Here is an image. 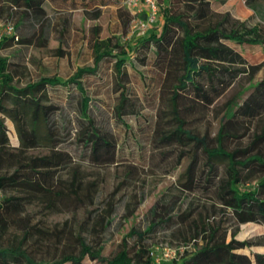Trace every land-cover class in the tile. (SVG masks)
<instances>
[{"label": "rangeland", "instance_id": "1", "mask_svg": "<svg viewBox=\"0 0 264 264\" xmlns=\"http://www.w3.org/2000/svg\"><path fill=\"white\" fill-rule=\"evenodd\" d=\"M55 1L60 2L59 8L45 6L50 18V37L45 47L13 44L0 50V57L6 59L8 64L12 83L18 88L41 77L66 79L79 68L92 67L91 44L94 36L90 29L94 26L100 27V39L113 37V42L121 44L123 48L133 49L139 38L148 36L146 31L133 30L132 21L139 19L140 15L132 14L122 4L121 7L110 5L102 8L97 19H89L84 17L81 8L72 9L73 4L78 6L79 2ZM209 1L211 9L217 13L229 12L239 20L252 16V22L258 21L243 0H226L223 3ZM130 16L134 18L129 20ZM1 19H11L13 24L20 19V14L6 10ZM158 28L159 17H156L149 30ZM223 42L237 50L250 65H260V69L251 81L249 76L241 75L208 108L190 112L185 109L187 103L180 99L177 109L180 120L184 122L183 129L205 138L209 148L216 146L227 103L237 97L240 90L264 79V46L248 47L231 41ZM57 50H61L63 55ZM142 56L141 50H134L124 64L121 76H118L115 68L116 56L104 58L95 74L83 78L92 108L90 116L97 126L110 131L117 143L114 164L94 166L89 163L90 147L77 138L81 123L75 94L69 96L65 89L55 88L50 91V99L46 103L47 126L52 137L50 149L65 151L71 156L73 163L83 173L84 191L93 193L95 203H82L55 182L44 181L45 189L41 193L7 188L0 193V201L6 197L24 198L26 204L22 216L29 219L28 224L52 232L49 241L43 243V249L36 253L37 258L43 261L53 260L76 247L75 237L61 235L66 231L83 238L92 249L102 245L100 257L109 259L121 249L123 240H126L129 249L139 244L137 236L129 235L130 230L143 234L153 224L154 227L144 235L140 245L143 243L150 249L156 264L170 258L181 260L186 250L191 252L192 239L203 225L218 228V235L224 234L226 242L236 232L235 239L238 241L249 240L261 244L238 251L252 260L253 254L264 255V225L247 223L237 226L231 210L220 203L219 185L229 179L225 162L210 160L201 145L185 140L184 144L165 140L178 126L170 101V88L162 86L163 74L154 67L153 55L147 56L145 65L141 63ZM250 91L240 95L236 102L241 103ZM122 93L127 101L119 118L116 107ZM4 123L9 144L16 148L18 140L14 126L7 118ZM232 133L238 137L226 139L225 148L228 151L246 149L257 134L264 133V118L245 122ZM46 152L47 149H39L29 154ZM258 153L264 154V142L258 143L247 156ZM192 162L195 164L196 181L188 189L185 187L186 169ZM210 166L214 167L212 172ZM60 176L66 179L67 173L61 172ZM262 178L264 174L240 168L237 188L240 191H254ZM259 197H264V194ZM153 207H156L154 213ZM57 233L61 235L59 242ZM196 241L201 244L200 239ZM31 247L38 249L33 244ZM75 250L78 252L79 249ZM82 264L100 263L85 257Z\"/></svg>", "mask_w": 264, "mask_h": 264}, {"label": "trees", "instance_id": "2", "mask_svg": "<svg viewBox=\"0 0 264 264\" xmlns=\"http://www.w3.org/2000/svg\"><path fill=\"white\" fill-rule=\"evenodd\" d=\"M63 1H70L71 4L79 2L80 5L75 6L74 3L72 9L81 8L84 17L97 19L101 14V7H121L125 0ZM217 1L223 3L226 0ZM243 2L258 21L252 22V16L239 20L229 12L217 13L211 9L209 0H155L159 28L150 31V26L146 31L148 36L139 38L133 49L114 43L113 37L100 39V27L94 26L90 29L94 36L91 44L93 66L79 68L66 79L56 76L41 77L18 88L12 83L6 59L0 57V193L7 188L41 193L45 189L43 181L55 182L78 201L91 205L95 203L93 193L84 191L83 173L73 163L71 156L65 151L50 149L52 137L47 126L46 103L49 102L50 91L55 88L65 89L69 96L75 94L78 120L81 123L77 138L90 147L89 163L94 166L114 164L118 152L117 143L112 133L97 126L90 116L92 108L83 86V78L95 74L104 58L116 56L115 68L118 76H121L122 68L129 61L132 52L141 50V63L145 65L147 56L152 54L154 67L163 74L162 86L170 88V101L178 126L165 140H175L182 144L185 140L201 145L210 160L225 162L229 179L219 185L220 203L231 210L237 226L247 223L264 225V197H259L264 194V178L254 191H240L237 188L240 168L264 174V154L247 156L258 143L264 142V133L257 134L250 146L243 150L228 151L224 146L226 139L238 137L232 133L237 127H242L245 122L264 118V79L240 90L237 97L227 103L215 147L209 148L205 138L184 130V122L180 120L177 109L181 98L187 103L185 109L190 112L208 108L241 75L249 76L251 81L260 69V65H250L237 50L223 42L226 40L248 47L264 46V0ZM46 4L55 9L60 6V2L55 0H0V21H4L1 18L6 10L20 14V19L12 24L11 35H6L4 28L0 29V50L13 44L45 47L50 37V18ZM146 11L144 9L140 14L139 20L146 19ZM132 18L134 16H130L129 20ZM8 22L12 23L11 19L4 21ZM57 53L63 55L61 50H57ZM249 90L248 96L237 103V98ZM126 101L127 98L122 93L116 107L119 118ZM5 118L14 126L18 140L16 148L9 144ZM39 149H47V152L29 154L30 151ZM241 157L244 159L241 160ZM194 165L192 162L186 169L185 187L188 189L196 181ZM213 168L210 166V172ZM61 172L67 173L66 179L60 176ZM25 204L24 198L20 197H6L0 201V264H82L85 257L91 261L97 260L100 264H156L150 249L143 243L140 245L144 241V235L152 230L154 224L143 234L130 230L129 235L137 236L139 244L129 249L126 240H123L121 249L109 259L100 257L102 245L92 249L83 238L66 231L61 235L75 237L78 252L69 245L73 249L71 252H65L50 261L39 260L37 251L43 249V243L49 241L48 237L53 234L45 228L28 224L29 219L22 216ZM152 211L154 213L156 207ZM60 233L56 235L59 237L57 242L61 239ZM218 233V228L203 225L192 239L194 244L191 252L186 250L181 260L170 258L158 264H264L262 254L252 253V260L250 256L238 253L239 250L261 244L249 240L238 241L235 239L236 232L226 242L225 235L220 236ZM196 239H200L201 244ZM30 244L38 246V249L32 248Z\"/></svg>", "mask_w": 264, "mask_h": 264}, {"label": "built area", "instance_id": "3", "mask_svg": "<svg viewBox=\"0 0 264 264\" xmlns=\"http://www.w3.org/2000/svg\"><path fill=\"white\" fill-rule=\"evenodd\" d=\"M123 6L130 11L134 15H140L144 8L147 9L146 11V19L141 21L139 19H135L132 21L133 23V30L136 31H147L148 28L155 22L157 9L155 0H125L123 2ZM4 28L6 35H11L13 33V25L12 23L8 22L4 24L0 22V29ZM1 38V35H0Z\"/></svg>", "mask_w": 264, "mask_h": 264}, {"label": "crops", "instance_id": "4", "mask_svg": "<svg viewBox=\"0 0 264 264\" xmlns=\"http://www.w3.org/2000/svg\"><path fill=\"white\" fill-rule=\"evenodd\" d=\"M105 7H108V6H105ZM105 7H101V9H102V8H105Z\"/></svg>", "mask_w": 264, "mask_h": 264}]
</instances>
